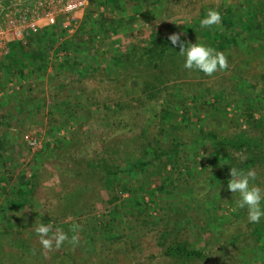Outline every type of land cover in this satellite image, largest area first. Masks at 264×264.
Returning a JSON list of instances; mask_svg holds the SVG:
<instances>
[{"label":"rangeland","instance_id":"1","mask_svg":"<svg viewBox=\"0 0 264 264\" xmlns=\"http://www.w3.org/2000/svg\"><path fill=\"white\" fill-rule=\"evenodd\" d=\"M208 9L222 20L202 29ZM103 17L109 32L96 23L86 45H30L22 77L0 68V264H264V218L249 222L236 206L229 165L209 137H264V0H89L66 37ZM174 33L222 51L227 67L209 76L186 69L182 55L160 67L121 65L134 45ZM172 141L183 145L178 168L137 166L150 142ZM236 157L235 168L245 159ZM110 164L124 170L107 188ZM249 170L264 189V166ZM35 222L69 240L44 248ZM172 240L207 255L166 257Z\"/></svg>","mask_w":264,"mask_h":264},{"label":"trees","instance_id":"2","mask_svg":"<svg viewBox=\"0 0 264 264\" xmlns=\"http://www.w3.org/2000/svg\"><path fill=\"white\" fill-rule=\"evenodd\" d=\"M99 3L100 5L106 6L105 1ZM117 6L119 10H117L118 12L115 11V13L120 16L123 14L124 9L121 4H118ZM108 13H110V16L114 15V11H108ZM106 21L105 17H103V19H94L92 21L93 24H90L91 21L89 22L84 18L80 30H77L71 37H66L67 30L60 24L53 26V28H46L41 33L33 36L26 44L27 46L22 43H14L10 54L4 61L0 62V68L5 70L9 75H18L19 77H22V75L24 76L26 62L30 58H34L33 55L35 52L31 51L30 45L35 46L36 44H43L46 47H50L61 37L64 39L61 46L68 50L73 48L74 43H77L78 41L83 45H86L88 41L94 38L93 34H97L95 27L97 24L100 25L102 30L101 33L109 32V26H105ZM168 37L169 36L167 35H154L147 45H134L130 51L125 52L122 55L121 65L137 67L145 66L147 68L160 67L169 61H173L175 58H179L181 56L179 53V47L173 46ZM39 55L41 57L40 65L36 66L35 69L41 66L42 68L38 70L41 71L45 67L47 52L45 55L44 53H40ZM1 88L3 87H0V91ZM170 117V111L164 109L162 111L160 122L164 123ZM209 137L212 141L213 156L218 161L228 163V168L231 169V167H235L233 164L237 160V154L245 156V159L239 163L240 165H237V168L244 172L255 165L260 164L264 166V137L250 135L245 130L236 132L231 136L228 135L223 137H219L215 133H210ZM182 146V143L179 141H172L166 146L160 145L159 142H150L149 150L145 151L143 156L137 160L136 164L139 168L152 166L154 164L160 166L161 169H166L168 166L178 168L180 166L179 161L181 159L180 154ZM148 155L150 157H148ZM123 170L124 169L119 165H107L105 174L107 177V188L111 187L113 184L112 179L115 180ZM256 234V242H263L264 244V229L262 225H257ZM162 252L166 257L184 259L187 261L202 259L207 255L205 250L195 248L192 243L181 240L170 241L168 244L164 245Z\"/></svg>","mask_w":264,"mask_h":264},{"label":"clouds","instance_id":"3","mask_svg":"<svg viewBox=\"0 0 264 264\" xmlns=\"http://www.w3.org/2000/svg\"><path fill=\"white\" fill-rule=\"evenodd\" d=\"M222 15L219 11L208 9L205 16L200 20L202 29L219 26ZM168 39L175 47H179V53L184 57V67L196 70L211 76L218 69L227 67V59L222 51H218L210 45L198 39L195 43H186L181 39L179 33L171 34ZM254 170L244 172L241 169L231 167L228 189L238 194L235 201L238 208H246L249 222L258 223L264 218V189L250 184V179H255ZM34 231L37 234L41 245L46 249H51L53 245L59 248L65 241L69 240L67 233L62 229L52 232V226L44 222H35ZM51 233V235H49ZM78 241V235L74 234L70 242Z\"/></svg>","mask_w":264,"mask_h":264},{"label":"built area","instance_id":"4","mask_svg":"<svg viewBox=\"0 0 264 264\" xmlns=\"http://www.w3.org/2000/svg\"><path fill=\"white\" fill-rule=\"evenodd\" d=\"M89 0H0V59L8 56L13 43L27 44L44 29L62 18V26L72 32ZM37 143L33 138L32 145Z\"/></svg>","mask_w":264,"mask_h":264}]
</instances>
